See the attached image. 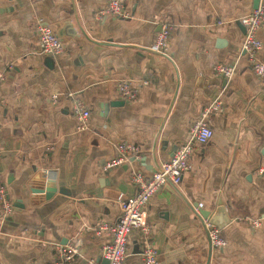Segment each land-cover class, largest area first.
<instances>
[{"label": "crops", "instance_id": "obj_1", "mask_svg": "<svg viewBox=\"0 0 264 264\" xmlns=\"http://www.w3.org/2000/svg\"><path fill=\"white\" fill-rule=\"evenodd\" d=\"M110 1L0 0V187L14 207L0 222V264L101 261L109 237L95 228L121 217V201L135 193L131 173L149 176L169 161L218 97L223 111L208 118L214 134L195 145L192 170L149 203L157 264H264V178L256 174L264 166V79L241 52V20L254 0H124L130 18L96 20ZM40 25L61 39L63 55L42 53ZM164 25L172 28L168 58L151 49ZM258 37L264 43V24ZM217 64L235 66L236 75L223 79ZM122 81L140 88L136 101L119 98ZM69 93L90 110L85 129ZM122 143L141 153L104 172ZM41 173L58 189L50 197L31 193L46 186ZM197 211L219 213L226 247H212ZM77 242L79 255L62 262L56 246ZM144 246L133 230L125 264H143Z\"/></svg>", "mask_w": 264, "mask_h": 264}, {"label": "built area", "instance_id": "obj_2", "mask_svg": "<svg viewBox=\"0 0 264 264\" xmlns=\"http://www.w3.org/2000/svg\"><path fill=\"white\" fill-rule=\"evenodd\" d=\"M18 1V0H15ZM118 19H128L130 15L126 9L124 0H112L106 7L100 9L95 18L104 21L107 17ZM245 28V36L242 44V55H244L252 71L259 79H264V62L260 59V54L264 50V43L259 39L258 32L264 24V6H259L250 15L241 20ZM172 28L164 25L157 33L155 42L151 49L168 58V43ZM38 40L42 53L48 57H58L64 54V45L54 31L44 25L38 26ZM214 72L229 81L237 72L235 66L217 64L213 67ZM6 75L0 73V86L5 82ZM147 82L143 83L146 87ZM140 88L134 87L131 82L122 81L118 86L119 98L125 102H134L138 99ZM67 98L71 101L73 113L78 121L79 127L85 129L90 118V110L85 102L75 94L69 93ZM52 101L57 102V97ZM223 111L221 99L218 97L204 111L200 121H197L191 129L189 141L181 145L174 156L163 163L153 174L147 176L142 172H132L130 183L135 187V193L125 198L120 203L121 217L115 223L102 222L95 228V235L102 237L106 235L109 241L102 245V260H88L87 264H125L128 257V239L133 230L141 231L145 246L142 252L143 264H157L158 252L152 243V227L148 222V206L154 195L166 184L177 186L181 183L185 173L192 170V156L196 144H207L213 137L208 118L213 113ZM140 147L122 143L117 146V156L110 159L103 166L104 172H111L114 169L126 164L129 157L139 155ZM256 174L264 178V166L256 170ZM203 208V205H199ZM13 203L6 187H0V222H4L13 212ZM197 215L203 220L212 247L224 248L227 245L221 230L211 223V220L204 218L199 211ZM261 220L251 221L254 228L259 227ZM80 243L57 245L56 251L62 262H69L79 255Z\"/></svg>", "mask_w": 264, "mask_h": 264}, {"label": "water", "instance_id": "obj_3", "mask_svg": "<svg viewBox=\"0 0 264 264\" xmlns=\"http://www.w3.org/2000/svg\"><path fill=\"white\" fill-rule=\"evenodd\" d=\"M260 2H261V0H254V10L258 9V7L260 6ZM122 104H124V103L123 102L122 103L115 102V103H111L109 106L110 107H117V106H120ZM36 179L41 181L44 184L46 183V186L44 187V189H39V190H35V191L34 190H32V191L30 190L31 193H33V194H45L47 197H50L52 194H54V193H56L58 191L56 186H53L54 179H53V177L51 176L50 173L48 175H46V176H43L42 173H41V174L37 175ZM218 215H219V213L217 215H215L214 217H212L210 220H211V223L213 225H215L216 227L221 229L224 224H223V222H221L218 219L219 218ZM204 218H208V217H204ZM103 264H108V262L104 261Z\"/></svg>", "mask_w": 264, "mask_h": 264}]
</instances>
